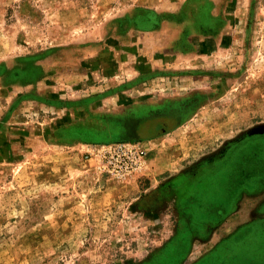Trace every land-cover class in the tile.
Listing matches in <instances>:
<instances>
[{"label": "rangeland", "instance_id": "rangeland-1", "mask_svg": "<svg viewBox=\"0 0 264 264\" xmlns=\"http://www.w3.org/2000/svg\"><path fill=\"white\" fill-rule=\"evenodd\" d=\"M262 139L264 0H0V264H264V185L225 213L264 142L222 217L192 233L176 207L187 171Z\"/></svg>", "mask_w": 264, "mask_h": 264}, {"label": "flooded vegetation", "instance_id": "flooded-vegetation-1", "mask_svg": "<svg viewBox=\"0 0 264 264\" xmlns=\"http://www.w3.org/2000/svg\"><path fill=\"white\" fill-rule=\"evenodd\" d=\"M258 142H264L262 140H249L242 142L241 145L232 146V148H229L227 153L219 160V158L215 159V161H209L212 162L211 165H200L196 168L187 171L183 177L181 178L182 184L180 183L178 190H177V215L180 218L181 222L183 224H186L187 221L185 219H189V227L190 232L197 233V229L201 227V225H204L207 223L204 220H201L198 218L203 217L202 215H205L206 212H214L216 214L215 216H223V214L227 213L230 208L234 205L235 202L239 201L241 196L245 193H249L252 190L249 189V187L253 188V192L257 190V187H262L264 185V175H259L255 178H248L249 180L244 186H240L238 188L237 193L232 196L231 200L229 201V207L225 210V213L222 212L224 207V201L222 200L220 195V181L223 178V176L228 172L230 164L234 161L237 154L242 149H246L247 147H250L251 145H256ZM248 187V188H247ZM172 188V186H171ZM173 189H175L173 187ZM171 190L174 192V190ZM170 192V193H172ZM218 199L217 201H220V204L213 205V201L215 199ZM217 203V202H216ZM212 206L214 208L219 207L218 209H212ZM222 206V207H220ZM214 214L212 216H214ZM210 215V214H209ZM210 221V220H209ZM256 221L254 222L256 225V228L253 232H259L261 224L264 223V221ZM192 222V223H191ZM252 223L248 225H244L238 229L237 234L247 226L251 225ZM195 228V230H194ZM258 230V231H256ZM189 231V229H188ZM199 235V234H198ZM245 238V236H244ZM246 239V238H245ZM228 244V248L233 246V244L229 243V241H224L221 245ZM223 247V246H222ZM219 254H223L222 252L218 251ZM229 254V252H228ZM226 255V254H225ZM224 258H220L221 261L225 262L223 259H225L228 256H223Z\"/></svg>", "mask_w": 264, "mask_h": 264}, {"label": "built area", "instance_id": "built-area-1", "mask_svg": "<svg viewBox=\"0 0 264 264\" xmlns=\"http://www.w3.org/2000/svg\"><path fill=\"white\" fill-rule=\"evenodd\" d=\"M144 155L145 151H143L142 149L130 150L129 153H127L126 155L130 163L126 164L124 171L131 173L132 171L137 170V168L141 167L144 161Z\"/></svg>", "mask_w": 264, "mask_h": 264}, {"label": "trees", "instance_id": "trees-1", "mask_svg": "<svg viewBox=\"0 0 264 264\" xmlns=\"http://www.w3.org/2000/svg\"><path fill=\"white\" fill-rule=\"evenodd\" d=\"M263 227H264V224L261 225V227H260V228H261L260 231L262 230ZM249 229H250V228H249ZM250 230H252V229H250ZM253 231H254V229H253ZM256 231H258V230H256ZM256 233H257V234H256ZM256 233H255V234H256L255 236L257 237V239L255 238V242L259 241V243H260L261 240L264 241V240H263L264 238L262 237L264 234L261 233V232H256ZM261 234H263V235L261 236ZM244 236H245V235H244ZM246 236H247V235H246ZM257 244H258V243H257ZM241 248H242V249H247V248H249V246L246 245V244H243Z\"/></svg>", "mask_w": 264, "mask_h": 264}]
</instances>
